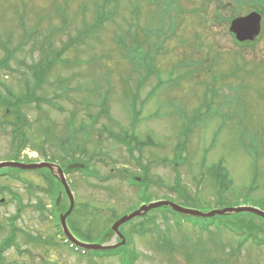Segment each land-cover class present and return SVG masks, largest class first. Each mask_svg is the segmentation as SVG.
Masks as SVG:
<instances>
[{
  "label": "rangeland",
  "instance_id": "rangeland-1",
  "mask_svg": "<svg viewBox=\"0 0 264 264\" xmlns=\"http://www.w3.org/2000/svg\"><path fill=\"white\" fill-rule=\"evenodd\" d=\"M254 9L263 15L264 30V0H0V61L7 49L15 53L13 70L0 69L1 94V83L17 94L24 91L25 80L33 85L28 66L73 39L64 58L52 61L38 90L62 110L46 103L23 106L30 141L18 158L10 130L0 129V162L38 163L56 156L61 164L69 151L64 140L75 135L74 145L84 151L76 152L74 161H88L97 177L67 174L75 195L67 225L87 243H122L111 233L113 221L143 204L139 186L128 181L142 171L109 133L99 137L102 128L150 137L148 142L154 138L156 144L147 143L141 155L154 180L148 184V201L166 200L201 212L244 206L264 211V31L246 46L234 43L229 32L233 17ZM137 44L148 53V63L142 50L139 58L127 53ZM133 95L136 118L129 103ZM105 98L110 116L99 115ZM90 114L98 118L95 123ZM73 116L74 131L69 128ZM83 123L88 130H81ZM179 144L184 149L179 148L182 155L176 160ZM220 162L232 179L222 196L209 171ZM176 163L181 191L174 190ZM46 187L36 170L0 169V200L5 198L0 201V241L11 231L12 218H19L13 225L20 244L0 264H128L121 258L89 259L70 249L50 219L68 209L69 200L60 187L55 210ZM166 207L120 226L121 246L129 248L131 264H264V244L249 240L237 248L238 234L202 231ZM217 218L245 222L260 217L232 213ZM249 221L264 229L259 220Z\"/></svg>",
  "mask_w": 264,
  "mask_h": 264
},
{
  "label": "trees",
  "instance_id": "trees-1",
  "mask_svg": "<svg viewBox=\"0 0 264 264\" xmlns=\"http://www.w3.org/2000/svg\"><path fill=\"white\" fill-rule=\"evenodd\" d=\"M104 20V19H102ZM49 41L52 40V37L47 38ZM73 44V39L69 38L68 42L65 44V46L60 50V51H55L51 50V52H45L44 53V61L40 59L36 63L31 64L28 66V69L30 71V74L34 78V84L30 85L28 84L27 80L24 81L23 83V88L24 91L22 93H15L9 85L6 83H1L2 86L5 89V93L1 94L0 93V108L3 110V118L0 119V129L2 130H10V135H11V140L12 143L16 149V157H19V154L21 153L22 149L25 148L27 145L28 141H30V137L28 134V130L30 129V122L28 118L24 115L23 112V106L30 105L32 103H35L38 108L42 105V103H46L48 105H51L54 108L61 109L62 107L59 106L54 100H50L48 98H44L43 96H40L38 93V90L41 88V86L45 82V77L53 67L54 60L56 59H63L64 55L66 54V51H69V47ZM140 44H137L134 49H129L127 53L129 55H132L136 58L140 57L139 51H143V59L145 62L148 63L147 57L148 53L144 51V47ZM124 49H127L126 47ZM49 54H51L49 56ZM15 53L14 51H9L6 53V56L1 59L0 61V69H8V70H13L11 66V61L14 59ZM53 61V63H52ZM47 62V63H46ZM214 80H218L217 76H215ZM152 93H154V90L149 94L148 97H151ZM132 96H130V99ZM146 102V100L144 101ZM130 106L132 107V110L135 113H138L136 109V98L133 97L131 100H129ZM108 101L107 98L102 102L101 109L99 112V115L101 114H108L107 116H110L109 110H108ZM90 117L93 119V123L97 121L96 116H93L90 114ZM76 125V117L73 116L72 120L69 124L70 130L74 131ZM89 125L86 123H83L81 125V130H88L87 127ZM102 133L104 134V130H102ZM112 138L114 140L119 141V142H128V144L132 145L134 148L141 150L142 147H144L147 143L153 142L152 141L148 142L150 140V137L147 138L146 140L140 139L137 135H125V134H111ZM187 136V134H186ZM75 135H72V137L69 139H66V146H69V151L66 152L67 149L63 147V149L66 152L67 157L65 156L61 162L62 164H67L69 161L73 160H78V158L75 156V153L78 152L79 150L84 151V147L80 145H74V139ZM69 142V144H68ZM154 143V142H153ZM185 143V142H183ZM71 144V145H70ZM182 144V142H180ZM176 147V160L178 157H181L182 154L178 152L179 148H183L182 145ZM211 149V148H210ZM51 160H57L56 156L50 157ZM91 159V158H89ZM88 162V161H86ZM175 165V170H176V182H175V188L179 189L181 191V173L178 171V164ZM87 167H89V163L87 164ZM85 172L84 170H82ZM211 174L214 176V185L219 186L218 193L220 194L219 196H222L223 193L231 187L232 184V179L230 178V173L229 171L225 168L222 162L217 164L216 166H213L210 170ZM47 173L50 175L49 181L51 182V185H49V190L50 192H54L55 195L58 194L59 189L54 188V185H57V180L53 177V175L47 170ZM95 176V175H94ZM152 182L154 181L151 179ZM145 179H143L142 183H144ZM182 195V193L180 192ZM186 199H192L191 194H184ZM167 208V207H166ZM168 209V208H167ZM254 217H257L253 215ZM220 216H216L213 218H185L186 221L192 222L195 226H198L200 230L202 231H210L211 229H216L218 231H223V230H230L233 231L240 236H242L243 240L239 241L237 248H243L244 243L250 240L251 238L257 242H259V234L264 233V229L260 228L257 223H253L251 220H259L261 223V226H264V220L262 218H248L247 221L243 222V218H217ZM204 219V220H201ZM246 219V218H245ZM209 228H211L209 230ZM262 231V232H261ZM14 237H9L5 238V240L0 244V261H5V255L4 251L5 249H9L11 245H13ZM262 240L264 241V235L262 237ZM120 250V249H119ZM118 250V251H119ZM232 253H234L232 251ZM133 260V259H132ZM215 263L212 261V264ZM220 263V260H218L217 264Z\"/></svg>",
  "mask_w": 264,
  "mask_h": 264
},
{
  "label": "water",
  "instance_id": "water-1",
  "mask_svg": "<svg viewBox=\"0 0 264 264\" xmlns=\"http://www.w3.org/2000/svg\"><path fill=\"white\" fill-rule=\"evenodd\" d=\"M230 29L232 32L236 33L237 38L241 41L253 40L260 34V31H261V15L256 12H253L247 16L239 17L232 22ZM7 167L26 169V170L48 168L54 173V175L58 179H60V181L65 187L67 195L70 198V208L66 213H64L61 216L65 232L68 235L69 239L75 245L82 247L84 249H87V250H108V249H113V248H117L118 246H121V244L125 242V238L119 229L120 226L124 223L131 221L132 219L136 217L145 215L147 212H149L150 210L154 208L161 207V206H169L171 209H173L176 212H179L184 215L195 216V217H213L215 215L249 212V213H253L255 215H258L264 218V211L256 207H252V206L215 209L209 212H201L195 209H189V208L182 207L174 202L163 200V201H158V202H152L148 205H143L140 209L130 214L124 215L117 222L114 223V225L112 226V231L117 236H120L123 239L122 243H118L115 245H106V244H100V243H83L77 240L69 232L66 226L65 220L67 216L73 210L75 201H74L73 193L70 189L69 183L66 179L63 169L59 165H56L50 162H39V163H22V162H17V161L0 162V169L7 168ZM76 167L82 168L84 167V164L74 163L68 166L69 169H73Z\"/></svg>",
  "mask_w": 264,
  "mask_h": 264
},
{
  "label": "flooded vegetation",
  "instance_id": "flooded-vegetation-1",
  "mask_svg": "<svg viewBox=\"0 0 264 264\" xmlns=\"http://www.w3.org/2000/svg\"><path fill=\"white\" fill-rule=\"evenodd\" d=\"M129 156V158L131 157L130 155H128ZM135 164H137V163H135ZM146 164H148L147 162L145 163V165H144V168H145V170L146 171H148L149 170V167L146 165ZM146 188H145V193L146 194H148V191H149V189H148V187H147V185L145 186ZM68 209H66L64 212H66ZM19 219V218H18ZM51 220H52V222L54 223V221L56 222V220H55V218H50ZM17 221V220H16ZM67 223H69V218H67ZM54 225H55V223H54ZM69 225V224H68ZM62 235V234H61ZM75 236V235H74ZM76 238H78L77 236H75ZM79 239V238H78ZM87 254L88 252H83L82 250H80V249H78L77 251H76V254ZM108 259H113V258H115L116 260H119V256L118 255H109L108 257H107Z\"/></svg>",
  "mask_w": 264,
  "mask_h": 264
}]
</instances>
